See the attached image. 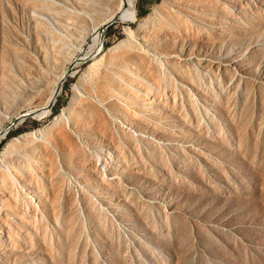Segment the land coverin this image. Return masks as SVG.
Segmentation results:
<instances>
[{
  "label": "rangeland",
  "instance_id": "1",
  "mask_svg": "<svg viewBox=\"0 0 264 264\" xmlns=\"http://www.w3.org/2000/svg\"><path fill=\"white\" fill-rule=\"evenodd\" d=\"M84 1L64 4L91 12ZM162 2L137 0L138 22L104 27L105 47ZM214 4V26L170 43L201 49L196 67L120 50L103 71L75 60L98 23L57 21L56 0H0V126L71 67L43 117L0 136V264H264V0H233L232 16Z\"/></svg>",
  "mask_w": 264,
  "mask_h": 264
},
{
  "label": "bare ground",
  "instance_id": "2",
  "mask_svg": "<svg viewBox=\"0 0 264 264\" xmlns=\"http://www.w3.org/2000/svg\"><path fill=\"white\" fill-rule=\"evenodd\" d=\"M216 1L218 0H164V2L157 5L155 9L149 15H147L142 22H139L138 28L136 30H133L132 28L128 29V37H129L128 39L122 40L119 43L115 44L114 46L108 48L105 47L104 27L107 28L110 25V23L113 21H124L128 23L138 22L139 19H138L137 0H85L83 2L84 4L80 3V6L83 5L90 6L92 11L89 13L81 12L78 10H71L70 8H68V5L66 6V4H64V0L61 1L56 0V18L57 21H59L58 18L66 17V19H72L74 16H76L80 18V20H86V22L91 20L92 23H98L99 27L94 28L93 31L89 34L90 35L89 37L93 41V44L91 45L89 44V47L85 48L84 44L81 43L76 48L79 54L75 58L76 62L77 61L80 62L90 57L94 59L93 63L97 61L99 62V60H100L99 63H101L102 61L103 63L101 64H103L104 66L103 67L101 65L103 67L102 68L103 71L106 70L108 71L109 64L107 63L106 60L108 58L111 59V55H109L108 53L109 51L131 50V54L143 63L147 61H151L154 64L160 65L162 67L165 64H170L171 62L174 63L175 61H178V59L184 55L185 58L183 61L186 62V64L189 63V66L191 64V65H195L196 67L197 64H200L199 60L203 52L201 51V49H195L194 47H190L189 49L183 50L185 52H183V55L180 56L179 54H177L178 52L176 51V48H171L173 45H171L170 43H172L173 41L176 42L178 41V39L183 40L184 42L191 40L192 38L196 37V35L198 34L202 35L201 33L202 31H204L203 30L204 27L214 26L215 22L213 24L206 21V19L208 16L211 15L210 7L212 5H215L214 2ZM224 2L225 5L227 6L226 10L228 14L232 16L234 13V10L232 9L233 4L231 5L233 0H224ZM85 25L86 24L82 22L81 24L82 29L81 31H78L79 35H82L83 30L87 29V26ZM173 27H175V31L173 30ZM148 28H150V30H148ZM161 29L166 31L162 33ZM48 31L52 32V29ZM75 39L79 40L78 38ZM39 40L40 41H38L37 43L40 42L43 43L42 39ZM67 44L66 47L68 46ZM58 55H60V53ZM70 69L71 67L69 66L65 68L63 67V70L55 76V80L53 82L54 86L52 88L51 94L47 102L42 107L29 109L28 112H32L35 115V117L38 118L43 117L48 112L49 110L48 105L50 103H53L54 94L57 88H59L62 85V81L67 76ZM76 89H77L76 91L79 94L83 95L81 86H78ZM4 116L10 120V123L16 120V119L14 120L10 114L5 112H4ZM60 118H65L67 121H69V117L65 114H62L61 116H56L51 121V124L56 123V120ZM119 121L122 123L121 120ZM7 126L8 124L6 126L5 125L0 126V136L6 135ZM49 128H50V124L42 128H39L37 130H34L32 132L25 133L23 137L31 136L35 138H40V137L46 138V136L48 135ZM17 139L19 138L17 137ZM106 161L107 160L102 159L100 162L103 168L106 167V163H107ZM7 169L11 174H13V169L11 168V166L8 165ZM6 178H7L6 176L3 177L2 179L3 182L6 181ZM7 200L8 197L6 195L0 194V215L6 214L7 212L6 210H4ZM0 233H4L3 227L0 230ZM1 246L7 247V244L5 245V243H3L1 244Z\"/></svg>",
  "mask_w": 264,
  "mask_h": 264
},
{
  "label": "water",
  "instance_id": "3",
  "mask_svg": "<svg viewBox=\"0 0 264 264\" xmlns=\"http://www.w3.org/2000/svg\"><path fill=\"white\" fill-rule=\"evenodd\" d=\"M70 74V71L69 73L67 74V76ZM67 76L63 79L62 81V85L57 88L55 94H54V101L53 103H50L48 105V107L51 109L53 104L55 103L56 101V98H57V95L59 94V92L61 91L62 87H63V84H64V81L66 80ZM28 117H35V115L32 113V112H23L22 114H20L19 116H17L16 120L14 122H12L10 125L7 126V131L6 133H8L10 131V129L15 126V125H18L19 123L23 122L24 120H26Z\"/></svg>",
  "mask_w": 264,
  "mask_h": 264
}]
</instances>
